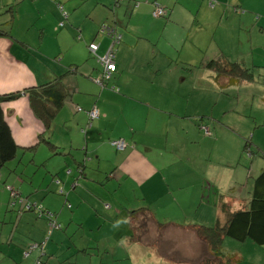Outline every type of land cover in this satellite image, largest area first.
<instances>
[{"label": "crops", "instance_id": "1", "mask_svg": "<svg viewBox=\"0 0 264 264\" xmlns=\"http://www.w3.org/2000/svg\"><path fill=\"white\" fill-rule=\"evenodd\" d=\"M118 2L0 0V97L46 85L68 96L50 130L35 116L28 96L3 105L19 150L0 172V264H42L43 253L56 259L58 248L74 252L73 246L88 256L87 248L77 247L78 237L121 224L137 235L141 210L162 229H189L214 227L224 219L223 203L238 209L251 202L252 196L238 194L237 179L228 180L232 176L216 183L228 166H220L217 175L212 157L222 143L243 142L233 125L220 126L222 103L226 95H239L234 88L262 81L255 69L264 66V0ZM158 8L166 11L165 19L154 17ZM239 17L252 46L225 49L216 39L217 21ZM174 24L188 33L183 45L163 39ZM103 27L122 36L114 46L117 72L104 87L97 83L103 68L90 50L96 44L98 55L105 56L112 47ZM212 61L252 69L254 81L216 79L208 67ZM118 141L126 142L125 151L116 150ZM30 167L36 168L33 177ZM41 169L43 181L37 184ZM10 181L15 189L6 186ZM211 182L216 191H208ZM128 197L134 200L129 209L123 202ZM53 217L58 223L51 226ZM47 236L51 242L42 253ZM230 247L222 255L237 259L224 264H264L262 252L256 255L263 248L252 241Z\"/></svg>", "mask_w": 264, "mask_h": 264}, {"label": "rangeland", "instance_id": "2", "mask_svg": "<svg viewBox=\"0 0 264 264\" xmlns=\"http://www.w3.org/2000/svg\"><path fill=\"white\" fill-rule=\"evenodd\" d=\"M257 17H261V15ZM240 20V17L234 18L231 22L222 24L217 21L219 32L216 39L221 40L225 49L231 47V50L236 49L238 51L239 48L243 49L244 45L247 49L252 46L253 40L248 37V29L247 27H241ZM164 33V40L176 43H179L180 40V45H183L188 39V33L180 28L178 24L170 25ZM154 37H156V34L151 36V38ZM202 37L204 42L211 40L210 34ZM189 42H192V40H189ZM261 42L264 43V40H261ZM162 43L164 44V42ZM35 51L42 53L40 49H35ZM38 62L42 63V59H39ZM255 71L262 80L259 84L251 83L234 88L233 90L239 92V95L234 97L226 95L222 103L225 110L221 114L223 124L220 123V126L229 130L228 127L233 125V129L237 131V134L235 132L233 134L238 135L243 142L232 143L229 146L222 143L216 147V156L212 157L213 168L217 169V175L219 168L221 170L224 168L220 166H228V168H224L225 172L217 178L216 183L222 184L227 181V176H232V179L228 180L237 179L236 190L245 200L251 198L255 179L264 170V66L260 69L256 68ZM232 104H234V107L231 108ZM247 142H249V148L246 150ZM10 164L12 165L13 162L6 164L2 170L6 171V168L11 166ZM34 170L36 168H29V177H33ZM42 179L43 172L41 169L36 174L34 181L37 184H42ZM7 185L12 188L15 187L13 186L14 181H10ZM217 185L219 186V184ZM24 187L26 188L27 184H24ZM210 189L216 191V187L212 182L211 187H208V191ZM130 198L128 197V200L123 201L126 203L127 209L134 205V200ZM38 200L36 199V201ZM34 203L36 202H32V204ZM44 215L42 214V218L45 217ZM51 215L53 214L51 213ZM37 216L39 217V215ZM137 218L140 223V225L137 224V235H133L128 226L122 224L107 225L100 232L97 230L95 233L81 235L76 239L77 247L87 248L86 253L88 256H85L75 246H73L74 252L67 247L58 248L56 259L45 257L42 252L44 256L42 257V264H202L209 257L207 245L191 229L169 227L162 229L154 223L153 219L144 216L141 211ZM51 221L58 223L54 217L51 218ZM53 232L54 230L50 231L49 235L51 236ZM47 241L48 236L42 244ZM48 242H51V238ZM231 244L239 248L242 246L240 243L227 239L224 248L230 249ZM247 250L249 251V249ZM258 250L256 255L262 252L263 255L259 257L264 260V250ZM253 257H255V254L251 253L250 258Z\"/></svg>", "mask_w": 264, "mask_h": 264}, {"label": "trees", "instance_id": "3", "mask_svg": "<svg viewBox=\"0 0 264 264\" xmlns=\"http://www.w3.org/2000/svg\"><path fill=\"white\" fill-rule=\"evenodd\" d=\"M124 2H118V4H123ZM208 67L216 73V79L228 77L235 81V83L254 81L253 70L236 63L212 61ZM23 95L29 97L35 116L42 121L47 130L51 129L57 114L68 97L57 85L40 86L36 89H29L24 92L0 97V172L6 164L16 158L19 150L12 138L10 127L6 123L3 105L8 102L17 101ZM52 147L53 153L57 154V148ZM248 148L249 144L246 145V150ZM41 209H34L37 215L40 214V219L42 218ZM220 210L224 219L220 217L214 227H188L208 247L209 257L202 264L235 262L237 259L235 256L226 257L222 255V250L227 239L240 244L252 241L264 249V171L255 179L252 199L248 205L232 209L223 203ZM141 211L144 216L150 217L148 212L145 210ZM53 223H50L51 226ZM45 244H42V252H44L45 248L43 247H45ZM35 245L39 246L38 244Z\"/></svg>", "mask_w": 264, "mask_h": 264}, {"label": "built area", "instance_id": "4", "mask_svg": "<svg viewBox=\"0 0 264 264\" xmlns=\"http://www.w3.org/2000/svg\"><path fill=\"white\" fill-rule=\"evenodd\" d=\"M124 1L125 0H119V2H124ZM61 10L63 11V7L61 8ZM165 16H166V11L164 9H161V8H158V10H156L154 13L155 18H162ZM101 34L108 36L113 41V45L109 49L108 53L105 56H99L98 55L99 46L96 44H92L90 46V50L97 57L98 63L103 68V71H104L103 79L98 80L97 83L100 86L104 87L105 83H108L112 79L114 74L117 72L116 51L114 50V46L120 45V43L122 42V36L119 35L117 30L113 27H103L101 29ZM115 91H117V90H115ZM92 118L96 119L97 114H92ZM206 131H207L206 132L207 135H210L209 130H206ZM113 145L116 148V150L119 152L125 151V149L127 148V144L124 141L115 142ZM35 209H39V208L35 207ZM36 248H38V247L37 246L31 247L30 250L26 253V256H30L31 253L33 251H35Z\"/></svg>", "mask_w": 264, "mask_h": 264}, {"label": "water", "instance_id": "5", "mask_svg": "<svg viewBox=\"0 0 264 264\" xmlns=\"http://www.w3.org/2000/svg\"><path fill=\"white\" fill-rule=\"evenodd\" d=\"M117 9V8H116ZM116 9H114V10H116ZM86 161H87V159H86ZM82 168H80V172L82 173L83 172V170L82 169H85L84 168V166H81Z\"/></svg>", "mask_w": 264, "mask_h": 264}]
</instances>
